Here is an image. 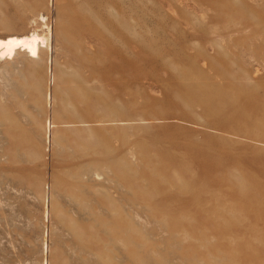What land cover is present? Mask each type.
<instances>
[{"label":"rangeland","instance_id":"1","mask_svg":"<svg viewBox=\"0 0 264 264\" xmlns=\"http://www.w3.org/2000/svg\"><path fill=\"white\" fill-rule=\"evenodd\" d=\"M32 32L0 58V264H264V0H0Z\"/></svg>","mask_w":264,"mask_h":264},{"label":"bare ground","instance_id":"2","mask_svg":"<svg viewBox=\"0 0 264 264\" xmlns=\"http://www.w3.org/2000/svg\"><path fill=\"white\" fill-rule=\"evenodd\" d=\"M33 32L24 37L9 36L0 39V58H11L18 51L26 52L31 58H38L42 48L47 46L48 37Z\"/></svg>","mask_w":264,"mask_h":264}]
</instances>
